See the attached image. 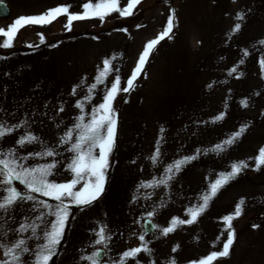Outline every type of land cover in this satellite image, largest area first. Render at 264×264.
<instances>
[{
    "label": "rangeland",
    "instance_id": "obj_1",
    "mask_svg": "<svg viewBox=\"0 0 264 264\" xmlns=\"http://www.w3.org/2000/svg\"><path fill=\"white\" fill-rule=\"evenodd\" d=\"M5 1L11 14L0 16V30L4 31L20 17L38 16L57 6H70V13L83 14V5L94 2ZM127 3L120 0V7ZM173 9L172 38L156 45L134 87L121 91L113 102L115 144L104 192L90 205H70L64 237L50 264H89L81 257L100 247L104 248V259L119 264L122 253L142 243L151 254L141 252L128 264H170L173 259L175 264H198L211 252L222 250L227 238L224 217L234 214L241 199L243 212L232 221L235 239L230 254L213 264H264V165L257 169L256 164L264 148V0H141L131 16L112 13L103 21L76 20L69 29L65 27L66 15H60L50 24L19 27L12 47H0V121L7 126L27 123L0 140V151L15 148L21 157L55 149L58 156L31 158L26 166L55 159L52 179L57 183L70 181L72 173L67 165L72 153L66 150L68 145L60 144V138L81 114L75 107L77 101L89 95L88 88L95 83L105 59L115 57L113 72L98 85L91 102L85 101V113L102 102L115 76L120 77V88L126 87L145 45L163 31ZM237 13H243V20L235 19ZM235 23L241 28L230 37ZM41 34L44 43L40 42ZM233 67L237 72L229 75ZM76 86L80 87L73 95ZM243 100L247 107L242 106ZM61 106L63 112L59 111ZM221 113L223 119L215 120ZM242 126L246 130L233 144L220 152L212 150ZM26 132L43 143L20 148L16 141ZM157 140L161 156L154 166L150 157ZM192 156L196 159L175 173L166 187H140L142 182L159 180L167 165ZM242 161L247 167L219 189L194 223L181 225L167 236L162 234L161 229L168 227L173 217L189 219L187 209L201 204L220 174L231 172L232 165ZM13 186L24 190L17 181ZM4 194L0 189V196ZM31 195L36 196L35 201L20 202L10 214L0 215V241L11 244L30 237V231H15L21 224L41 225L39 235L50 226L54 217L36 219L48 211L39 202H57ZM149 212H154L150 218L157 226L150 234L143 228ZM101 227L111 236L106 248L95 244ZM140 235H145L144 242ZM43 242L28 240L32 247ZM0 259H5L2 251ZM27 260L31 264L32 257Z\"/></svg>",
    "mask_w": 264,
    "mask_h": 264
},
{
    "label": "snow or ice",
    "instance_id": "obj_2",
    "mask_svg": "<svg viewBox=\"0 0 264 264\" xmlns=\"http://www.w3.org/2000/svg\"><path fill=\"white\" fill-rule=\"evenodd\" d=\"M141 3V0H128L125 7H120V0H94V2L85 3L83 5V14H72L69 12L70 6H57L56 8L49 9L46 13L38 16L20 17L7 31L0 30V36L4 39L0 40V47L10 48L12 42L15 39L16 33L19 27L26 24L46 25L52 23L58 16L66 15L67 25L66 28L70 29L71 24L76 20L99 18L101 21L112 14L119 13L120 16L133 15V9ZM243 13H237L235 19L237 21L243 20ZM175 26V10H171L166 25L163 31L158 34L155 39L149 41L143 52L141 53L137 66L134 69L132 75L127 80V86L120 88V77L115 76L111 82L110 87L104 93L102 102L94 107L90 113H85V101L91 102L92 94L97 90L98 85H102L108 79L113 72L112 59H105L103 61V67L95 77V83H92L88 88V96L84 97V100H78L75 107L79 109L80 115L75 118L72 127L68 128L64 135L60 138L61 145H68L67 151L72 153V158L67 165V170L72 173V179L65 183H57L52 177H54V169L57 167L55 159L50 163L36 164L34 166H26V162L31 158H54L59 153L52 148H46L42 152L29 153L27 156L17 157L16 149H9L7 152L0 151V189L6 194L0 196V215L10 214L14 206L23 201H35L36 196L31 193H36L55 200L57 203L51 205L47 201H40L39 205L48 211L45 214L37 216V220L43 221L44 215L54 217L49 222L47 229H41L42 235L38 234V229L41 225L36 223L21 224L19 228L15 229L17 233L31 232V236L27 239L19 238L11 244L0 241V251L3 252L5 259H0V264H28L27 257L31 256V264H50L52 258L57 254V248L59 247L64 234L65 228L69 222L70 205L76 206L90 205L93 201L99 198L104 192L107 169L109 168V155L115 144V127H116V112L113 107V102L116 95L121 91L129 92L134 87V81L137 79V74L143 69L147 58L151 55L156 45L165 38L171 39L173 28ZM241 28L240 23H235L231 35H235ZM229 37V38H230ZM41 43H44L43 36L41 34ZM264 43V41H261ZM28 47H38L34 45H28ZM243 55L247 56V50L243 51ZM241 59L240 63H243ZM264 64V61H262ZM237 72V67H233L229 75ZM84 81H81L83 85ZM210 84L208 87L210 88ZM76 86L72 90V94L77 93ZM242 106L247 107V101H241ZM2 111V109H0ZM60 112L64 109L61 106ZM223 119V113L218 115L215 120ZM27 121H22L18 124L7 126L6 122L0 121V140L4 137L11 135L15 130L22 128ZM246 130V126H242L237 132L225 140L223 144L215 146L213 151H223L226 145L233 144ZM163 131V129H161ZM40 141V138L30 132H26L19 139L16 144L23 148L26 145L36 144ZM98 150V151H97ZM161 156L160 141L157 140L156 148L153 155L150 157L152 164L155 166ZM196 159L195 156L184 157L182 159L174 161L164 169V175L159 179H153L148 182H142L140 187L143 188H156L161 185L167 186L168 182L173 178L175 173L179 172L181 168L191 160ZM23 161V162H22ZM257 169L261 165H264V148L260 150V153L256 160ZM247 167L245 162L234 163L232 170L229 173H221L219 178L215 180L210 186V191L202 197V203L198 206L190 207L187 209V215L189 219H180L173 217L168 227L161 229L163 235L167 236L169 233L176 230L177 227L184 224H192L197 218L204 213L207 209L209 201L217 194L220 188L226 185L230 180L234 179L237 174ZM17 181L20 185L24 186V190L21 191L17 187L13 186V182ZM80 186L77 190V186ZM66 201H68L66 203ZM244 200L241 199L236 205L233 215L224 217L225 232L227 238L223 242L222 250L213 251L207 257L200 260L198 264H213L214 261L220 257H227L230 254L231 246L234 243L235 233L232 230V221L235 218L241 216L243 212L242 205ZM154 212H149L148 216L152 217ZM151 224V221H148ZM152 228H156L155 224H151ZM6 235V233L4 234ZM98 239L95 244L107 247L106 241L111 239V236L105 235V228L101 227L96 233ZM43 240V243H37L34 247L30 246L28 240ZM141 242L145 241V235H140ZM220 239L219 237L217 238ZM176 251V247L173 248ZM144 252L151 254V249L147 247L146 243H142L140 247L133 248L125 251L121 254L119 264H128V260H136L139 253ZM101 251H95L91 255L82 256V260H86L89 264H100L102 257ZM138 264V261H136ZM170 264H175V260H171Z\"/></svg>",
    "mask_w": 264,
    "mask_h": 264
},
{
    "label": "water",
    "instance_id": "obj_3",
    "mask_svg": "<svg viewBox=\"0 0 264 264\" xmlns=\"http://www.w3.org/2000/svg\"><path fill=\"white\" fill-rule=\"evenodd\" d=\"M11 14V9L8 5V3L5 0H0V16L1 17H8ZM151 221V224H154L153 221L151 220V218L146 217L143 220V228L145 230L146 233L150 234L153 232L154 228H152L151 224L148 223V221ZM101 251L102 254L104 255V249L103 248H98L97 251ZM103 255L101 257V259L103 258ZM100 264H112L110 261L108 260H101Z\"/></svg>",
    "mask_w": 264,
    "mask_h": 264
}]
</instances>
